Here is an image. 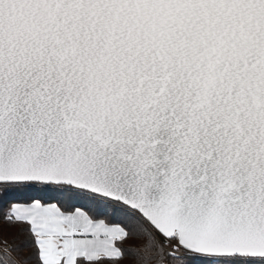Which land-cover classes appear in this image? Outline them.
Segmentation results:
<instances>
[{"label":"snow or ice","instance_id":"snow-or-ice-1","mask_svg":"<svg viewBox=\"0 0 264 264\" xmlns=\"http://www.w3.org/2000/svg\"><path fill=\"white\" fill-rule=\"evenodd\" d=\"M0 197L5 264H264V0H0Z\"/></svg>","mask_w":264,"mask_h":264},{"label":"trees","instance_id":"trees-1","mask_svg":"<svg viewBox=\"0 0 264 264\" xmlns=\"http://www.w3.org/2000/svg\"><path fill=\"white\" fill-rule=\"evenodd\" d=\"M29 198V197H28ZM28 198L17 199L19 202H25ZM10 199V198H9ZM14 200V199H11ZM8 206V201L0 197V211ZM27 237L20 232L19 225H8L0 218V264H5V250L9 251V255L13 257L27 256L28 250L25 247ZM138 243L137 241H129V244ZM127 246V245H125ZM122 264H132L131 259H126Z\"/></svg>","mask_w":264,"mask_h":264},{"label":"rangeland","instance_id":"rangeland-1","mask_svg":"<svg viewBox=\"0 0 264 264\" xmlns=\"http://www.w3.org/2000/svg\"><path fill=\"white\" fill-rule=\"evenodd\" d=\"M41 193L36 192V191H20L18 193H16L13 197H11L10 199H20V198H28L30 196H34V195H40Z\"/></svg>","mask_w":264,"mask_h":264},{"label":"crops","instance_id":"crops-1","mask_svg":"<svg viewBox=\"0 0 264 264\" xmlns=\"http://www.w3.org/2000/svg\"><path fill=\"white\" fill-rule=\"evenodd\" d=\"M21 202V201H20Z\"/></svg>","mask_w":264,"mask_h":264}]
</instances>
